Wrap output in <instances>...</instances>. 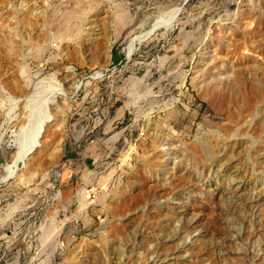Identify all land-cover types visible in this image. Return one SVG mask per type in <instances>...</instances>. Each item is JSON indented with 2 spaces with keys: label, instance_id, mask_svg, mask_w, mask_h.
<instances>
[{
  "label": "rangeland",
  "instance_id": "obj_1",
  "mask_svg": "<svg viewBox=\"0 0 264 264\" xmlns=\"http://www.w3.org/2000/svg\"><path fill=\"white\" fill-rule=\"evenodd\" d=\"M41 119L0 264H264V0H0V179Z\"/></svg>",
  "mask_w": 264,
  "mask_h": 264
},
{
  "label": "bare ground",
  "instance_id": "obj_2",
  "mask_svg": "<svg viewBox=\"0 0 264 264\" xmlns=\"http://www.w3.org/2000/svg\"><path fill=\"white\" fill-rule=\"evenodd\" d=\"M177 11V10H175ZM178 12V11H177ZM176 12V13H177ZM175 13V12H174ZM170 14V13H169ZM173 15V14H172ZM178 15V14H177ZM176 18V16H175ZM159 23V22H158ZM161 23V22H160ZM156 25V23H155ZM154 25V26H155ZM168 25V24H167ZM173 25V24H171ZM170 27V26H169ZM142 35H136L134 37H132L130 39V44L128 46V52L127 54H130V52L134 51V46L138 43L141 42ZM130 56V55H129ZM101 74V73H100ZM48 101V100H47ZM46 101V102H47ZM48 105V104H47ZM50 110V109H49ZM48 112V111H47ZM47 121V120H46ZM44 119H41L36 127H35V131H33L34 133L31 135V137L29 138V140H27V142L23 143L21 145V147L19 148L16 156L13 158V161L9 164H6L5 166V174L2 176V178L6 177V176H13L16 173V170L18 169V164L19 163H24V159L32 152L34 151V149L36 148V146L38 145V143L40 142V138L42 135V132L44 131V124L46 122ZM34 125V124H33ZM46 129V128H45ZM26 132V131H25ZM27 135V134H26ZM16 175V174H15Z\"/></svg>",
  "mask_w": 264,
  "mask_h": 264
},
{
  "label": "water",
  "instance_id": "obj_3",
  "mask_svg": "<svg viewBox=\"0 0 264 264\" xmlns=\"http://www.w3.org/2000/svg\"><path fill=\"white\" fill-rule=\"evenodd\" d=\"M9 178H11V176H6V177H4V178H1V179H0V182H3V181H5V180H7V179H9Z\"/></svg>",
  "mask_w": 264,
  "mask_h": 264
},
{
  "label": "trees",
  "instance_id": "obj_4",
  "mask_svg": "<svg viewBox=\"0 0 264 264\" xmlns=\"http://www.w3.org/2000/svg\"><path fill=\"white\" fill-rule=\"evenodd\" d=\"M115 56H116V52H113V58L115 59Z\"/></svg>",
  "mask_w": 264,
  "mask_h": 264
},
{
  "label": "built area",
  "instance_id": "obj_5",
  "mask_svg": "<svg viewBox=\"0 0 264 264\" xmlns=\"http://www.w3.org/2000/svg\"><path fill=\"white\" fill-rule=\"evenodd\" d=\"M88 197H90V195H88Z\"/></svg>",
  "mask_w": 264,
  "mask_h": 264
}]
</instances>
